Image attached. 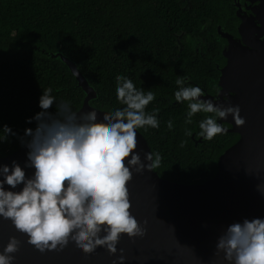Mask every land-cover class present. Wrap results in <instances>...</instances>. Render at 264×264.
Listing matches in <instances>:
<instances>
[{
  "label": "trees",
  "instance_id": "16d2710c",
  "mask_svg": "<svg viewBox=\"0 0 264 264\" xmlns=\"http://www.w3.org/2000/svg\"><path fill=\"white\" fill-rule=\"evenodd\" d=\"M190 3L188 10L177 0H0V127L9 125L17 136L34 127L25 118L40 110L38 97L47 87L57 101H69L73 110L80 106L83 93L75 78L41 52L61 51L77 63L96 90L98 99L92 103L97 107H122L115 98L117 75L153 91L155 99L145 111L159 109L160 127L138 130L152 151L161 155L158 174L185 184L207 179L216 156L234 135L215 136L202 150L196 149L185 130L198 132L204 116L197 113L191 124L185 123L187 107L173 99L175 80L180 70L194 73L196 67L189 69L188 62L196 59L198 67L215 78L207 89L212 93L218 72L206 58L202 59L211 63V71L193 57L191 39L206 18L218 15L230 32L237 18L231 0ZM180 34H184L182 48L176 43ZM54 109L55 105L49 111ZM168 120L173 121L171 130ZM19 146L17 137L9 136L0 142V157Z\"/></svg>",
  "mask_w": 264,
  "mask_h": 264
},
{
  "label": "clouds",
  "instance_id": "9594fccd",
  "mask_svg": "<svg viewBox=\"0 0 264 264\" xmlns=\"http://www.w3.org/2000/svg\"><path fill=\"white\" fill-rule=\"evenodd\" d=\"M115 81V98L122 107L103 112L100 119L95 108L73 110L69 101H57L47 87L38 97L40 110L25 118L34 127L24 128L19 136L7 124L0 127V142L16 136L26 149L23 164L15 159L0 163V218L9 220L40 252L60 251L73 243L85 254L99 246L111 255L121 234L144 235L130 211L127 183L133 171H153L161 163L159 152H144L142 162V150H137V130L158 129L159 109L145 111L155 99L153 91L137 88L125 75H117ZM175 84L174 101L187 105L186 124L197 113L211 114L198 121L195 135L201 140L227 133L224 123L217 121L229 115L236 126L245 123L238 105L214 106L220 92L211 100L201 99L203 89L189 84L184 75L177 76ZM166 126L171 130L173 121ZM185 134L193 135L190 129ZM255 188L264 197V182ZM19 243L14 236L8 238L0 250V264H13ZM215 249L223 253L225 264H264V216L227 224ZM124 259L118 256L113 264H123Z\"/></svg>",
  "mask_w": 264,
  "mask_h": 264
},
{
  "label": "water",
  "instance_id": "95a60500",
  "mask_svg": "<svg viewBox=\"0 0 264 264\" xmlns=\"http://www.w3.org/2000/svg\"><path fill=\"white\" fill-rule=\"evenodd\" d=\"M244 1L249 2L248 9L241 0H233L237 23L234 32L220 35L224 42L223 59L216 66L218 77L212 93L205 92L201 99L211 100L220 92L214 106L238 105L245 123L236 126L230 115L226 121H217L224 123L234 138L216 156L210 177L185 184L160 176L156 168L133 171L127 183L130 211L144 235L129 238L121 234L117 251L111 255L99 246L85 254L73 243L60 251L40 252L9 220L0 218V250L10 236L20 242L12 254L13 264H113L121 255L125 258L123 264H225L223 253L215 249L224 227L244 217L264 216V197L255 188L264 182V0ZM41 52L47 59L61 63L75 78V86L83 93L76 110L95 108L98 119L109 111L93 105L98 94L76 62L61 51ZM137 132V150H142L144 162V152L152 149L145 136ZM25 152L19 146L1 156L0 163L15 159L23 164Z\"/></svg>",
  "mask_w": 264,
  "mask_h": 264
},
{
  "label": "flooded vegetation",
  "instance_id": "af4514ba",
  "mask_svg": "<svg viewBox=\"0 0 264 264\" xmlns=\"http://www.w3.org/2000/svg\"><path fill=\"white\" fill-rule=\"evenodd\" d=\"M241 1L242 3H244L243 4L244 7L248 9V7L250 6L249 2H245L244 0H241ZM177 3L180 4L183 9L189 10L191 8L190 0H177ZM230 5L232 8H234V13H235V7L233 6V0H231ZM225 32H230V31L226 29V25L222 22V19L218 17V15H216L213 18H206L204 22L201 24L198 34L195 35L191 39L192 40L191 49L193 50V54H192L193 57H196V58L199 57L201 61L199 59L198 60L202 64H204L205 67H207L208 71L212 70L211 63L213 64V68L216 70V66L218 64H221L222 62L223 57L221 54V44L224 42V39L220 35ZM183 35L184 34H180L176 40V43L179 45L180 48L183 47V42L181 40ZM215 56L216 58H214ZM202 58H206L211 63L204 62ZM188 66L190 67L189 69L195 66L196 67L195 72L190 73V72H186V70L183 69V70H180V75H184L185 77H187L189 84L198 85L203 89L204 93L206 92L210 94L211 91H208L207 89H208V86L213 82L215 78L214 79L209 78L210 76L207 74V71L205 72L203 70L204 68L198 67L196 59H193L191 62H188ZM199 71H201L202 73H199ZM216 73H217V70H216ZM217 76H218V73H217ZM181 104L187 107L186 103H181ZM186 112L187 110L185 111L184 114H186ZM205 115H211V114L202 113V116H205ZM192 133L193 135L191 136V139L197 142L195 147L198 150H202L203 147H205L206 145H209V143L215 139L214 137L210 141H204L195 135L196 133L195 131ZM225 134H229V133H225Z\"/></svg>",
  "mask_w": 264,
  "mask_h": 264
}]
</instances>
